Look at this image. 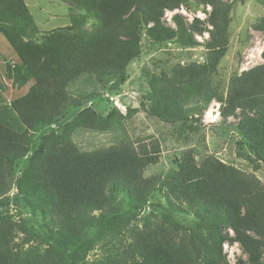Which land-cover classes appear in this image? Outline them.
Listing matches in <instances>:
<instances>
[{"label":"trees","instance_id":"1","mask_svg":"<svg viewBox=\"0 0 264 264\" xmlns=\"http://www.w3.org/2000/svg\"><path fill=\"white\" fill-rule=\"evenodd\" d=\"M63 1L74 11L73 24L46 35L43 45H33L37 30L26 3L0 0V33L14 53L21 58L24 54L25 62L28 56L45 61L36 76L40 86H30L12 103L24 131L18 133L0 123V202L8 189L6 169L13 168L29 150L27 128L51 124L68 106L79 105L66 89L78 76L109 83V91L124 84L125 66L140 51L142 28L155 42H174L184 47L197 44L194 32L208 31L210 35L206 63L181 67L170 77H163L160 84L152 83L147 97L153 102L150 115L168 123L187 120L179 112L183 103L172 83L197 86L196 91L202 86V91H210L221 103L223 119L238 118L237 127L250 148L264 160L260 155L264 154V64L232 75L226 97L205 82V78L212 82L216 62L225 53L222 33L227 14L219 0H203L211 7L207 18L211 29L198 27L196 19L187 25L178 14L172 16L174 27L162 22L164 11L177 8L183 0ZM88 20L92 23L87 31L83 26ZM26 37L32 42L27 43ZM80 93L78 90L82 96ZM62 140L34 151L16 181L25 201L42 219L52 221L44 227L43 239L58 248V264L68 259L72 264H84L80 251L86 241L90 236L96 238L95 233L117 217V212L113 213L115 195L119 196L120 206L132 209L147 204L167 209L174 218L170 225L165 222L172 219L148 227L133 243L126 244L125 249L132 255L123 264H231L222 252L225 241L238 243L246 254L235 264L263 263L264 186L254 177L210 155L197 162L187 150L172 160L162 179L161 174H145L150 165L158 163V145L154 142L150 147L142 143L137 148L119 145L82 152L72 141ZM94 211L99 214L94 215ZM3 227L9 229L4 220L0 225V264H33L12 252Z\"/></svg>","mask_w":264,"mask_h":264},{"label":"rangeland","instance_id":"2","mask_svg":"<svg viewBox=\"0 0 264 264\" xmlns=\"http://www.w3.org/2000/svg\"><path fill=\"white\" fill-rule=\"evenodd\" d=\"M23 1L28 6L37 30L32 37L33 45H43L46 35L73 24L71 16L74 11L63 0ZM219 2L227 14V24L222 33L226 39L225 53L216 62V70L210 76L212 82L206 78L205 82L209 83V87L216 86L222 96L226 97L228 80L232 75L264 64V29H260L264 26V0ZM210 12L211 7L203 0H183L177 8L164 11L162 22L174 27L172 16L178 14L187 25L196 19L198 27L211 29L207 22ZM91 23L88 20L84 29L88 31ZM32 38L26 37V42L31 43ZM194 38L197 44L193 47H184L174 42L160 43L149 39L145 28H142L139 35L140 51L125 66L127 79L124 84L109 91V83H96L86 76H78L69 82L66 89L73 99L79 100V105L68 106L51 124L27 128L29 150L22 159L16 161L13 168L6 169L5 185H8V189L1 196L0 202V225L4 220L9 226V229L3 227V231L11 240L12 252H18L21 260L28 258L33 264H58V248L51 241L43 239L44 227L52 224V221L42 219L37 214L30 206L32 204H28L24 195L18 192L16 184L33 152L46 147V144L57 145L58 140H70L82 152L119 145L137 148L142 143L150 147L154 142L158 145V163L150 165L145 174H161L162 179L171 168L172 160L190 150L197 162L210 155L254 177L264 186V160L250 148L242 130L237 127L238 118L228 116L223 119L219 112L221 103L211 96L210 91H202V86L196 91L197 86L189 88L185 84L172 83L183 103L179 112L188 119L168 123L149 113L153 102L147 97L152 83L157 81L160 84L163 77H170L175 70L198 66L208 60L209 51L206 46L210 42L209 32H194ZM23 56L21 58L16 55L0 33V123L18 133H22L25 128L20 126L21 122L17 119L12 103L27 93L30 86H40L36 76L45 65L41 57L28 56L25 62ZM78 90L83 93L82 96ZM115 197L113 213L117 212V217L110 226L95 233L96 238L90 236L86 241V246L80 251L84 256V264H123L132 255L125 249V245L133 243L140 232H146L148 227L154 228L155 224L164 220L172 219L165 222L168 225L174 221L167 209L161 210L142 203V207L128 209L120 206L118 195ZM122 201L125 202L124 199ZM93 214L98 215L99 211ZM222 252L231 264H235L239 257L246 258L236 242L225 241ZM262 261L264 264V256ZM72 263L68 259L62 264Z\"/></svg>","mask_w":264,"mask_h":264}]
</instances>
